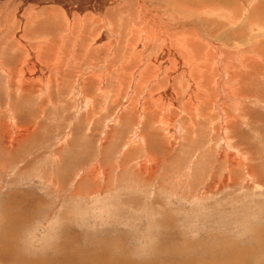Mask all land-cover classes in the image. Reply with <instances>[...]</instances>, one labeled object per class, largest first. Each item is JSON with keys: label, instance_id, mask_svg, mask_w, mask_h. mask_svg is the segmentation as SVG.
Returning a JSON list of instances; mask_svg holds the SVG:
<instances>
[{"label": "rangeland", "instance_id": "374dc122", "mask_svg": "<svg viewBox=\"0 0 264 264\" xmlns=\"http://www.w3.org/2000/svg\"><path fill=\"white\" fill-rule=\"evenodd\" d=\"M168 1H162L160 8L170 7ZM258 1L237 0L240 5L236 2L234 11V6L212 9L211 4L188 6L171 0L184 9L178 19L194 15L192 20L200 22L205 36L217 37L220 44L232 40L236 34H230L237 28L248 38L250 31L244 35L242 24H251L253 30L257 27L249 18ZM34 5L38 6L25 5L23 0H0V21L6 18L10 24L20 10L23 15ZM116 20L114 31L119 37L110 40L117 39L119 49L114 48L107 60L114 69L123 65L129 35ZM53 21L54 28L46 22L44 30L33 34L31 43L48 37L54 42L47 52L38 51L42 55L35 47L24 50V44L23 49L17 46L13 34L17 25L0 36V63L5 62L0 65V264H264L263 80L253 92L263 102L245 104L246 121L238 120L232 134L235 148L255 171L247 181L245 175L240 176V168H233V180L227 184L225 163L218 156L223 148L214 130L220 116L214 114V123L203 124L194 132H187V121H180L182 127L175 136L150 119L138 123L129 109L135 94L126 102L127 90L123 92L115 82L106 92L95 90L94 77L105 63L107 41L98 52L94 48L99 46L91 49V24H85L82 38L79 33L71 36L77 48L69 38V52L64 47L57 64L54 60L65 28L57 18ZM136 22H140L137 17ZM193 29L182 25L179 32L189 34ZM257 31L256 41L262 48L264 29ZM23 66L27 77L28 73L39 76L44 66L50 75L58 68L59 78L52 83L49 100L34 91L17 92ZM127 68L129 71L130 66ZM76 72L82 75L79 85ZM77 86L86 96L78 95ZM11 120L14 126L9 124ZM138 138L144 143L136 148L132 142ZM6 140L12 147L7 148Z\"/></svg>", "mask_w": 264, "mask_h": 264}, {"label": "bare ground", "instance_id": "6f19581e", "mask_svg": "<svg viewBox=\"0 0 264 264\" xmlns=\"http://www.w3.org/2000/svg\"><path fill=\"white\" fill-rule=\"evenodd\" d=\"M162 1L166 2L167 0H23L25 5L29 3H36L38 4V6L34 5V7L29 8V12L26 11L23 15L19 13L21 10H18L19 12L17 13V18L16 20L11 21L12 24H8V20L6 21V18H3L0 21V31L2 32L0 36H3V34L6 35L8 28L11 29L15 25H17V27L13 31V34L20 44L18 45L17 43L18 47H22V45L24 44V50H26V48L28 50H31V48L35 47V49H37V53L38 51L47 52V50L54 45L52 39L50 40L48 36V38L45 40L39 38V40L34 41L35 44H33L34 42H31L33 41V39H35L36 36L33 34L35 30H42V28L44 30L47 25L45 24L46 22L49 23V25L52 23L53 26V20L54 18H57V23H59V26H61L62 24L65 28V33L63 34V36L60 35L62 36V38L60 37L61 40L59 41H61L62 43L60 42L61 44H57L59 50L57 51L59 53V56L55 57L56 59L54 60V62L57 61L56 63L58 64V62H61V60L59 61V58L63 53V48H66L68 46L66 44L67 40L71 39L72 41V37L74 38V33H79V35L82 34L86 29L84 28L85 24L87 26L91 24V26L88 27L90 34H93V39L91 36L90 38L92 40L90 41L89 47H92L91 49H93L94 46H99V48H94L95 52H98L97 50H101L100 48L103 47L101 46V44L104 43V41H107L105 42L106 45H104L108 49V52H106L108 53V57L106 55L105 63L100 65L101 72L99 71V74L94 77V79L96 80L95 90L97 91V93L106 92V90L111 89V86L109 89L110 83H117L120 88H123V92L124 90H127V95H125V97L127 96L126 102L135 94L132 102V107L129 109L131 110V113L135 115L134 117H136L138 123H144L146 119H150L152 120V122L150 123L157 124L158 126L162 127V129L169 131L171 136L178 135V131L180 130L179 127L181 126L179 125L180 121L184 124L187 121L186 124H188V126L186 127L185 124V129L187 130V132L189 130L194 132L195 128L202 127L203 124H206L210 121L214 123L217 118L216 116H220L218 117L219 126L217 127L215 124L214 130L216 132V135L220 137L222 146L221 149L223 148L221 153L219 152L218 156H220V159L222 158L221 163H225L224 170L226 173L227 184H229L230 181L233 180V168H240V176L245 175V179H247L248 181L250 180V178H252L251 174H253L255 171L254 167L249 164V162L245 158V155L238 151L239 149L237 150L235 148L233 144L234 138H232V134L234 133V130L236 128L235 126L238 125V120L244 122L246 121L244 112L247 113V110L245 111L243 108L245 104L263 102V100H261L259 96H257V94L253 92L257 84H260L262 80L264 82V44L261 42V48L260 46H258V42L256 41V39L259 38H257V36L259 35L258 33H256L258 32L257 30H261V28L264 29V0H261L260 2L258 1L259 3L257 4V6H254L253 9L255 12H253V14L251 13V17L249 18L250 23H256V30L252 29L251 24L243 23V29H245V31H243L244 35L248 29L250 31V35H248V38H243L240 34L239 28H237V30H235L233 34H229L231 36L235 34L236 36L239 35V38L237 39L235 36L232 40L230 38L227 42L225 41L222 44L218 42V39L215 36H205V29L202 30V25L200 26V22L198 23V21H195L194 23V21L192 20V18H194V15H190L191 18H187L182 21L181 19H178L177 15L183 14L184 9L181 6L177 5L175 2H171V0L167 2L170 7L160 8V6L162 5ZM177 1L185 2L188 4V6H191L192 4H208L207 6H209L211 4L213 8L211 6L210 8L212 9H214L215 6H224L225 9L228 10L229 7L234 6V11L236 10L235 3L237 2V0ZM238 4L240 5V3ZM136 17L140 21L139 23L136 22ZM231 17H234L233 14ZM116 19L118 20V22L122 23V26L126 27L129 30V35L127 34L128 37L126 38L127 41H125L126 44L124 46V48L128 51L125 52L126 54L124 55V59H122L121 62V64L123 63V65H125H122L121 68L118 69H114L109 65L110 60L107 61L109 57H112V53L117 49V39L114 42L110 40L111 38H115L118 35H115L114 31ZM233 20L237 21L235 18H232V21ZM57 23L55 22V24ZM8 25H11V27H9ZM182 25H189L194 27L195 29L193 30H195V32L193 30L189 34H184L186 31L182 32V30L181 32H179V29ZM224 26H227V24ZM58 28L60 30V27ZM223 29L225 30L224 27ZM63 30L64 29L62 28V31ZM83 35H85V33L81 35V38ZM204 36L207 38H205ZM75 37L78 36L75 35ZM52 38L55 37L53 36ZM199 38H203L204 41L200 40ZM79 41L82 45L84 44L83 42H81V39H79L78 42ZM68 43L70 47V41ZM72 43L73 46H75L73 41ZM10 45L14 46L11 43ZM73 46H71V48ZM78 46L80 45L78 44ZM69 47L64 50L66 52L68 50L69 52ZM13 48L14 47H12V49ZM74 48L77 47L75 46ZM78 49L80 50V48ZM73 51L75 54L76 50L73 49ZM73 51H71V54ZM119 51L121 53V50ZM20 53H22V51ZM32 53L33 52L31 51V54ZM40 53L42 55V52H39L38 54L40 55ZM67 53H65L64 56ZM31 54H29L28 56H30ZM36 54H34V56ZM116 55L117 54H115V56ZM88 58L89 57H87V59ZM78 59L74 61L75 65L73 64L74 62H72L74 66H76V62L78 63ZM91 62H88V64L91 65ZM98 62L101 61L99 60ZM1 63L4 66L5 62L2 61ZM68 64L69 63H67V65ZM96 65L98 66V64ZM25 66H27L26 63ZM25 66H23L19 70L22 79L19 82L16 81L19 83V86H17L16 89L17 92L27 94L28 91H34L38 95L40 93V95L44 99L48 97V95L51 94L50 88H52V83L54 82L55 78H59V73L57 70L60 67L58 65V68H55L56 66L53 67L55 68V73H52L54 76L50 75L51 73L46 71L45 66H42L43 69L41 68L42 70H39L40 74H37L39 76L36 75L37 77H35L34 75H30L28 73L29 76L27 77V68ZM128 66H130L129 71L127 68ZM70 67L72 68V65ZM2 69L4 70V68ZM76 70L73 69L72 71ZM4 71L6 72L8 70H6L5 68ZM12 72L13 71H11L10 74H12ZM64 73L68 72L65 71ZM79 74H81V72ZM13 75L14 74H12L11 76ZM18 76L19 75H17V77ZM81 76L82 75H78L77 85H79L81 81ZM125 87L127 88L124 89ZM66 88H68V86ZM72 89L73 88H71V90ZM77 93L79 96H82V94H84L85 92L83 93L82 89L77 86ZM17 94L18 93H15V95ZM121 94L124 93H122L121 91ZM31 97L32 99H34L33 94ZM31 97H28L27 99H31ZM123 99L125 100V98ZM90 104H92V102H90ZM109 104L111 105V103ZM172 110L174 112L173 114H175L174 116L169 114L170 112H172ZM214 114L216 116H214ZM9 124H12V126H14L12 120ZM20 130L23 129L21 128ZM143 139L138 138V141L134 139L132 143L136 147L139 144L144 143ZM6 141L7 148L12 147L10 145V140ZM11 142L13 145V138ZM235 145L237 147V144ZM225 155L229 157L223 158L225 157ZM217 163H219V161Z\"/></svg>", "mask_w": 264, "mask_h": 264}]
</instances>
